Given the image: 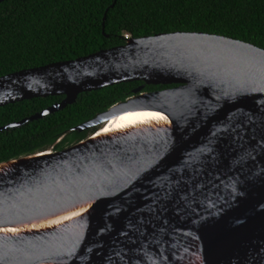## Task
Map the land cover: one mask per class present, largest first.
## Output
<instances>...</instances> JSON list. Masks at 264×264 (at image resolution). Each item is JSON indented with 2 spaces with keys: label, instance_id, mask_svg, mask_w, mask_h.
<instances>
[{
  "label": "water",
  "instance_id": "95a60500",
  "mask_svg": "<svg viewBox=\"0 0 264 264\" xmlns=\"http://www.w3.org/2000/svg\"><path fill=\"white\" fill-rule=\"evenodd\" d=\"M134 82L144 83L135 97L75 130L102 128L130 105L154 106L169 130L94 139L100 128L63 151L0 164V229L88 208L0 237V264H264V49L177 32L14 73L0 78V108L65 99L0 132Z\"/></svg>",
  "mask_w": 264,
  "mask_h": 264
},
{
  "label": "trees",
  "instance_id": "16d2710c",
  "mask_svg": "<svg viewBox=\"0 0 264 264\" xmlns=\"http://www.w3.org/2000/svg\"><path fill=\"white\" fill-rule=\"evenodd\" d=\"M7 0L0 3V78L124 46L130 39L177 32L228 37L264 49V0ZM115 4V7L112 6ZM107 21L104 27V18ZM143 82L81 94L75 104L0 132V164L87 140L79 126L135 97ZM175 86H145L152 93ZM65 97L0 108V128L33 117Z\"/></svg>",
  "mask_w": 264,
  "mask_h": 264
},
{
  "label": "bare ground",
  "instance_id": "6f19581e",
  "mask_svg": "<svg viewBox=\"0 0 264 264\" xmlns=\"http://www.w3.org/2000/svg\"><path fill=\"white\" fill-rule=\"evenodd\" d=\"M151 105H130L123 113L113 118L106 126L102 127L94 139H105L132 134L137 131H163L169 130L171 123L162 113L153 110ZM87 206L68 212L62 216L44 220L39 223L0 229V237L16 236L28 232H38L59 227L72 222L74 219L87 214Z\"/></svg>",
  "mask_w": 264,
  "mask_h": 264
},
{
  "label": "rangeland",
  "instance_id": "374dc122",
  "mask_svg": "<svg viewBox=\"0 0 264 264\" xmlns=\"http://www.w3.org/2000/svg\"><path fill=\"white\" fill-rule=\"evenodd\" d=\"M94 128H96V129L98 130V129H100V128H101V126H96V127H94ZM51 150H53V149H51Z\"/></svg>",
  "mask_w": 264,
  "mask_h": 264
}]
</instances>
